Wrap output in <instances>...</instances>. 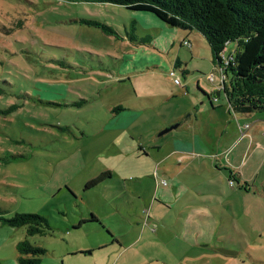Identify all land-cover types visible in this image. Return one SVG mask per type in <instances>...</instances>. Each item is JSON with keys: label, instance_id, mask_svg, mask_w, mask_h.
I'll list each match as a JSON object with an SVG mask.
<instances>
[{"label": "rangeland", "instance_id": "rangeland-1", "mask_svg": "<svg viewBox=\"0 0 264 264\" xmlns=\"http://www.w3.org/2000/svg\"><path fill=\"white\" fill-rule=\"evenodd\" d=\"M133 12L111 3L0 0V108L17 105L0 115V212L46 218L50 233L27 238L45 250L38 264L92 261L115 247L122 264H168L167 231L152 230L159 222L188 225L186 216L191 237L246 250H210L186 263L264 264V116L227 111L229 74L220 78L223 67L213 65L199 33L180 31L186 41L170 35L172 45L151 49L131 38L153 33ZM234 50L227 43L222 61ZM174 52L184 76L169 73ZM115 105L127 108L119 119ZM176 144L187 152L169 154ZM90 214L97 222L68 233ZM24 237V227L0 222V264H18L15 245ZM106 239L88 256L64 252L76 240Z\"/></svg>", "mask_w": 264, "mask_h": 264}, {"label": "trees", "instance_id": "trees-1", "mask_svg": "<svg viewBox=\"0 0 264 264\" xmlns=\"http://www.w3.org/2000/svg\"><path fill=\"white\" fill-rule=\"evenodd\" d=\"M66 1L120 5L131 11L151 13L171 28L199 33L207 43L213 65L222 66L223 73L229 74V84L227 88L223 87L229 110L241 113V115L260 114L264 116V0ZM83 23L98 24L96 21H83ZM131 38L132 40L137 39V42L141 44L149 42L148 36L138 38L132 36ZM229 42L235 43V50L223 62L221 54ZM177 67L173 65L174 73ZM180 74H184V72L180 70ZM3 84L6 85V83ZM1 92L0 88V94ZM202 94L205 93L202 92ZM15 108H17L16 104L0 108V115L7 114ZM121 110L120 105H115L110 111L115 114ZM107 175V172H103L94 179H89L85 183L84 189L102 181ZM230 181L232 184L234 183L231 178L228 182ZM158 183L163 184L161 181ZM89 216L88 220H78L76 223H72L70 232L86 223L97 222L93 215ZM0 222L12 227H24L25 237L15 245L17 263L38 264L45 250L35 243L29 242L27 238L32 235L42 236L50 233L46 218L37 213L20 212H14L9 217H5L0 212ZM101 228L103 227L101 226ZM105 233L107 237L111 238V244L118 243L109 232Z\"/></svg>", "mask_w": 264, "mask_h": 264}, {"label": "crops", "instance_id": "crops-1", "mask_svg": "<svg viewBox=\"0 0 264 264\" xmlns=\"http://www.w3.org/2000/svg\"><path fill=\"white\" fill-rule=\"evenodd\" d=\"M133 13H135L136 18L138 20H140V22H142L144 25L152 26L153 33L150 34V31H148L145 34V36L149 37L151 49H156L158 51H161L163 49L162 44L166 45V47L169 45H172L170 43V40H171L170 35L172 37H175V35L177 34L180 36L181 40H184V39L186 40L187 34L182 35L180 31H187V30H180V29H175V28H171L169 26H166L162 21L158 20L157 18H155L151 14H146L145 12L134 11ZM188 32H191V31H188ZM179 43H180V40H179ZM180 45H181V43H180ZM170 61H171L172 67H173V65L178 66L176 68V71L180 69L181 71L184 72V74L187 72V70L185 68H181V66H184L186 63L181 62L179 60L176 52H174L173 57ZM147 68L148 67H146L145 69H147ZM180 70H179V72H180ZM184 74H181V75L184 76ZM121 108H122V110H121L122 112H126L125 111L127 109L126 107H121ZM121 111H119V112H121ZM227 111H229V108L227 109ZM119 114L115 113L112 115L116 116ZM116 117L118 119L120 118V116H116ZM121 117H123V116H121ZM175 120H176V124H177L176 127H179L181 125V122L179 121L180 120L179 117L175 116L171 122H173ZM259 120L264 121V119H259ZM186 152H187L186 147H184L180 144H176L175 146L174 145L172 146V148L169 151V154H183ZM232 176H235V175L232 174ZM229 178L234 180L235 177L234 178L229 177ZM235 181H236V178H235ZM198 216L202 217V215H198ZM185 218L187 219L188 225H186L184 222H180L178 224H167L165 227L164 223L161 224L159 222V223L155 224V226L152 230V232L158 230L159 234H160L159 231H162V232H164L165 230L167 231L166 239H165V234H164V237L163 236L161 237V239H162V241L166 240L168 243V246L164 249V252L166 253V256H167L168 261H169L168 264H189V263H186V260L191 259V258L197 259V258L207 257L210 250H212L214 252H218L217 250H215V248H218V247L228 248V249L233 248L234 250L237 251V254L240 251L246 252L245 249H240V247H236V245L239 246L237 244V242H232V241L231 242H226V241L222 242L219 240L214 241V242H207V241L203 242L199 239V238H201V236H199L198 234L195 237H193V236L191 237L190 230H195V229L192 228L191 220H189L190 216H186ZM123 225L127 226L128 228L131 226V224H127V223H124ZM132 225H133V223H132ZM134 225H135V223H134ZM74 232L75 231H73V232L71 231L68 233L72 234ZM142 232H143V229L141 230V234H142ZM114 237H115L114 239H116L118 241V243L122 244L121 243L122 241H120L116 236H114ZM101 243H107V239H106V241H102V242L99 241L97 243H85L83 241L76 240V241H74V243L72 245H69V247H66V249H64V252H74V254L77 257L88 256L90 254H87L85 252L86 249L93 252L94 250H97L96 246H99ZM209 245L210 246H216V247L209 248ZM108 246H110V245H108ZM112 250H113L112 253L101 254L100 256L93 258L92 261L75 260L72 264H122L123 262L120 259L121 258L120 247H115ZM80 252H83V253H80ZM67 254H70V253H67ZM81 254H83V256H80ZM213 255H217V254H213ZM246 256H248L249 258L254 257L255 260L252 258H251V260H253V261L257 260L258 261V259L253 254L252 255L246 254ZM59 258H60L59 264H68L66 262L63 263L62 256H60Z\"/></svg>", "mask_w": 264, "mask_h": 264}, {"label": "water", "instance_id": "water-1", "mask_svg": "<svg viewBox=\"0 0 264 264\" xmlns=\"http://www.w3.org/2000/svg\"><path fill=\"white\" fill-rule=\"evenodd\" d=\"M175 126H176V125H172V126H169V127L165 128V129L161 130L160 134H162V133H164V132L170 130L171 128H174ZM99 249H100V248H99ZM215 250H217L218 252H221V253H223V254H231V253H232V252H230V250L222 249V248H220V247L215 248ZM90 252H91V251L88 250L86 253H87V254H90Z\"/></svg>", "mask_w": 264, "mask_h": 264}, {"label": "built area", "instance_id": "built-area-1", "mask_svg": "<svg viewBox=\"0 0 264 264\" xmlns=\"http://www.w3.org/2000/svg\"><path fill=\"white\" fill-rule=\"evenodd\" d=\"M220 68H222V66H220ZM169 73L171 74V76L174 74V71H169ZM222 77H223V72L221 73V76H220V78L222 79ZM208 78H209V80H211V75H209L208 76ZM172 81L173 82H175V83H177V84H179V80H178V78L177 77H173V79H172ZM164 183V181H161V183ZM229 183H231L232 184V182L230 181Z\"/></svg>", "mask_w": 264, "mask_h": 264}]
</instances>
